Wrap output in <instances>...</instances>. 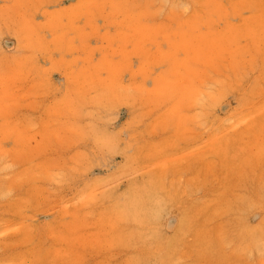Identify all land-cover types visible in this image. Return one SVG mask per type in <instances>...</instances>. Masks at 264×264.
I'll return each instance as SVG.
<instances>
[{
  "label": "rangeland",
  "instance_id": "1",
  "mask_svg": "<svg viewBox=\"0 0 264 264\" xmlns=\"http://www.w3.org/2000/svg\"><path fill=\"white\" fill-rule=\"evenodd\" d=\"M0 264H264V0H0Z\"/></svg>",
  "mask_w": 264,
  "mask_h": 264
}]
</instances>
